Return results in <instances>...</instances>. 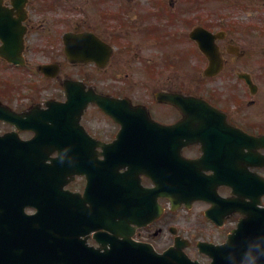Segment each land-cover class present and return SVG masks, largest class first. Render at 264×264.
I'll return each mask as SVG.
<instances>
[{
  "label": "flooded vegetation",
  "instance_id": "1",
  "mask_svg": "<svg viewBox=\"0 0 264 264\" xmlns=\"http://www.w3.org/2000/svg\"><path fill=\"white\" fill-rule=\"evenodd\" d=\"M134 4L0 0V104L16 115L0 118V133L36 134L51 161L60 158L52 175L69 197L59 253L86 257L85 250L113 248L136 258L172 249L220 263L218 247L264 208V37L254 34L264 35L256 24L264 12L248 22L202 17L198 25L217 34L218 59L148 60L140 73L122 76L119 51L130 47L121 45L120 26L135 19ZM81 33L83 40L73 38ZM94 93L115 99L118 115L84 102ZM62 102L65 115L56 123H34L45 120L50 103ZM105 191L113 194L106 214L112 231L103 228Z\"/></svg>",
  "mask_w": 264,
  "mask_h": 264
},
{
  "label": "water",
  "instance_id": "2",
  "mask_svg": "<svg viewBox=\"0 0 264 264\" xmlns=\"http://www.w3.org/2000/svg\"><path fill=\"white\" fill-rule=\"evenodd\" d=\"M198 30L192 32V36L197 37ZM202 48L207 53L212 54L214 50H209V45L202 43ZM1 111V108H0ZM17 138L11 134L0 135V204H14L9 191L12 187L11 181H16L18 175H21L22 181L26 183L27 187L33 188L31 175L36 172L38 167L45 164V160L48 156L46 152H43L42 146L39 153H32L33 144H18ZM6 181V183H5ZM49 181H47L44 189L42 190L45 196L35 195L31 191L21 189L20 200V214L21 220H33L36 219V215H27L24 211L27 205H36L39 202L46 205L60 204L62 201L55 199L52 200L47 195L49 191ZM8 188V189H7ZM12 191V190H11ZM60 198L64 200V192L60 195ZM106 199H110L109 195L105 194ZM5 208V212H6ZM4 211L0 216V223L4 219ZM257 217V216H256ZM253 219H245L241 222L237 233L232 236L230 241L223 246V252L221 253V262L219 264H257L258 254V229L261 225V218L258 216ZM45 221L52 220L51 214L48 209L44 210ZM56 220H62L63 218L57 217ZM106 227L112 228L110 225ZM2 233L0 232V236ZM46 253L34 255H20L12 253L7 245L0 240V264H195L185 257H176L173 254L166 252L165 254H159L152 252L149 258L143 256L137 258H119L113 253L112 250L99 253L98 257L94 258H60L56 254H49L48 249L44 248Z\"/></svg>",
  "mask_w": 264,
  "mask_h": 264
},
{
  "label": "rangeland",
  "instance_id": "3",
  "mask_svg": "<svg viewBox=\"0 0 264 264\" xmlns=\"http://www.w3.org/2000/svg\"><path fill=\"white\" fill-rule=\"evenodd\" d=\"M135 2L131 15L135 19L127 20L129 24L120 26L123 29L121 45H129L130 49L121 48L119 51L120 75L126 72L131 75L140 73L141 66L148 60H160L163 58L176 59L185 50L193 48L189 39V32L194 25L193 7L194 0H132ZM256 1V2H253ZM205 2V3H204ZM262 0H200V6L195 9V25L203 21H215L218 19L235 18L244 22L255 20L256 12L263 11ZM160 6H164L160 9ZM192 6V7H191ZM264 6V5H262ZM168 8V10H167ZM171 13H175L172 20ZM145 17V18H143ZM190 20V21H189ZM225 21V20H224ZM122 22V20H121ZM120 24V22H119ZM257 25L264 28V22L257 19ZM124 26V27H123ZM263 32L256 31L254 34L260 38ZM254 49L253 46L250 47ZM199 55H190L189 59H203ZM132 63L133 65H130ZM130 66V67H129ZM135 73L139 76V74ZM156 84H149L153 89Z\"/></svg>",
  "mask_w": 264,
  "mask_h": 264
}]
</instances>
